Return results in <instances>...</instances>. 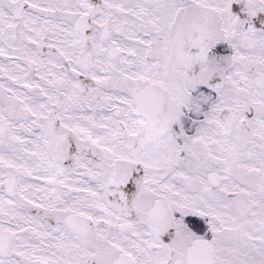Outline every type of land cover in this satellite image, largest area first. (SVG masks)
Returning a JSON list of instances; mask_svg holds the SVG:
<instances>
[{"label":"snow or ice","instance_id":"snow-or-ice-1","mask_svg":"<svg viewBox=\"0 0 264 264\" xmlns=\"http://www.w3.org/2000/svg\"><path fill=\"white\" fill-rule=\"evenodd\" d=\"M0 264H264V0H0Z\"/></svg>","mask_w":264,"mask_h":264}]
</instances>
